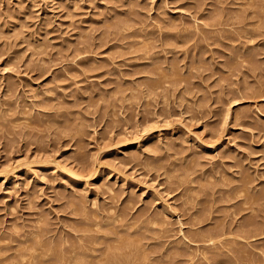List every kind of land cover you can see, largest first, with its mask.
Listing matches in <instances>:
<instances>
[{
  "label": "rangeland",
  "instance_id": "rangeland-1",
  "mask_svg": "<svg viewBox=\"0 0 264 264\" xmlns=\"http://www.w3.org/2000/svg\"><path fill=\"white\" fill-rule=\"evenodd\" d=\"M56 253L264 264V0H0V264Z\"/></svg>",
  "mask_w": 264,
  "mask_h": 264
},
{
  "label": "bare ground",
  "instance_id": "bare-ground-1",
  "mask_svg": "<svg viewBox=\"0 0 264 264\" xmlns=\"http://www.w3.org/2000/svg\"><path fill=\"white\" fill-rule=\"evenodd\" d=\"M154 86H155V85H153L152 87H154ZM134 157H135V156H134ZM149 165H150V164H149ZM213 171H214V170H213ZM231 176H232V175H231ZM227 177H228V175H227ZM247 177H248V176H247ZM180 178H181V177H180ZM180 178H179V179H180ZM203 178H204V177H203ZM210 178H211V177H210ZM228 178H229V177H228ZM243 178H245V177H243ZM243 178H242V179H243ZM199 179H200V178H199ZM190 180H191V179H190ZM246 180H247V179H246ZM192 181H193V180H192ZM247 181H249V180H247ZM243 182L245 183L244 179H243ZM243 182H242V183H243ZM244 183H243V185H244ZM247 183H248V182H247ZM249 184H250V182H249ZM241 186H242V185H241ZM187 188H188V187H187ZM240 188H241V187H240ZM247 188H248V187H247ZM243 189H245V188H243ZM223 190H225V189H223ZM221 192H222V190H221ZM224 192H225V191H224ZM240 192H241V193H239V194L241 195V194H242V190H241ZM258 192H259V191H258ZM260 192H261V191H260ZM227 193H228V192H227ZM231 193H232V192H231ZM235 193H236V192H235ZM243 193H244V192H243ZM262 193H263V192H262ZM236 195H237V193H236ZM240 195H239V196H240ZM243 195H244V194H243ZM255 195H256V194H254V196H255ZM248 196H249V195H248ZM248 196H247V198H248ZM259 196H260V195H259ZM240 197H241V196H240ZM249 198L252 199L251 197H249ZM190 199H191V198H190ZM190 199H188V200H190ZM253 199H254V197H253ZM254 200H255V199H254ZM243 201H244V200H243ZM245 201H246V200H245ZM250 202H251V201H250ZM250 202H248V203H250ZM254 202H255V201H254ZM244 205H245V203H244ZM247 205H249V204H247ZM109 210H110V209H109ZM85 213H86V212H85ZM85 213H84V214H85ZM142 214H143V213H142ZM161 214H162V213H161ZM161 214H159V215H161ZM157 215H158V214H157ZM93 216H94V214H93ZM139 216H140V215H139ZM143 216H144V215H143ZM143 216H142V217H143ZM90 217H91V216H90ZM148 217H149V216H148ZM85 218H86V217H85ZM92 218H94V217H92ZM95 218H96V217H95ZM112 218H113V217H112ZM115 218H116V216H115ZM154 218H155V217H154ZM194 218H195V217H194ZM105 219H106V218H105ZM119 219H120V218H119ZM119 219H118V220H119ZM155 219H156V218H155ZM157 219H158V217H157ZM94 220H95V219H94ZM149 220H150V219H149ZM194 220H195V219H194ZM112 221H113V220H112ZM145 221H146V220H145ZM152 221H153V220H152ZM196 221H197V220H196ZM196 221H195V222H196ZM247 221H248V220H247ZM249 221H250V220H249ZM249 221H248V222H249ZM150 222H151V221H150ZM157 222H159V221L157 220ZM189 222H191V221H189ZM245 222H246V221H245ZM111 223H112V222H111ZM125 223H126V222H125ZM142 223H143V222H142ZM155 223H156V222H155ZM155 223H154V224H155ZM198 223H199V222H198ZM198 223L196 222L195 225H196V224L198 225ZM246 223H247V222H246ZM249 223H250V222H249ZM96 224H97V223H96ZM102 224H103V223H102ZM121 224H122V223H121ZM123 224H124V223H123ZM127 224L129 225V222H127ZM189 224H190V223H189ZM191 224H192V223H191ZM193 224H194V223H193ZM152 225H153V224H152ZM246 225L248 226V224H246ZM93 226L95 227V225H93ZM96 226H98V225H96ZM119 226H120V225H119ZM247 226H246V227H247ZM251 226H252V223H251ZM121 227H122V226H121ZM242 227H243V226H242ZM40 228H41V227H40ZM97 228H98V227H97ZM98 229H99V228H98ZM214 229H216V227L213 228V230H214ZM240 229H242V228H240ZM38 230H39V229H38ZM41 230H42V229H41ZM41 230H40V231H41ZM115 230H116V229H115ZM144 230H145V229H144ZM149 230H150V229H149ZM197 230H198V229H197ZM96 231H97V230H96ZM116 231H117V230H116ZM145 231H146V230H145ZM155 231H156V230H155ZM193 231H195V230H193ZM193 231H192V230H191V231L189 230V232H193ZM215 231H216V230H215ZM118 232H119V230H118ZM146 232H147V231H146ZM181 232H182V231H181ZM189 232H188V233H189ZM204 232H205V231H204ZM39 233H40V232H39ZM39 233H36L35 236H37V237L40 236ZM120 233H121V232H120ZM154 233L156 234V232H154ZM162 233H163V232H162ZM195 233H196V234H195ZM195 233H194V234L191 233V234H192V235H191V239L194 240V241L196 242V241H198L197 239L200 240L201 237H203V238H202V241H203L204 238H207V237H208V239L210 240V237H211V233H212V231H211V233H208V232H207V234L205 233L204 235H203L202 231H201V234H200V235H199L197 232H195ZM199 233H200V232H199ZM238 233H239V232H238ZM240 233H241V232H240ZM242 233H243V231H242ZM186 234H187V232H186ZM260 234H261V233H260ZM262 234H263V233H262ZM128 235H129V234H128ZM128 235H127V236H128ZM133 235H134V234H133ZM140 235H141V234H140ZM160 235H161V234H160ZM160 235H158V236L161 237ZM218 235H219V234H218ZM32 236H33V235H32ZM143 236H144V235H143ZM155 236H157V235H155ZM219 236H220V235H219ZM29 237H30V236H29ZM118 237H119V234H118ZM131 237H132V236H131ZM131 237H130V238H131ZM134 237H135V236H134ZM134 237H133V238H134ZM140 237H141V236H140ZM159 237H158V238H159ZM188 237H189V236H188ZM197 237H200V238H197ZM35 238H36V237H35ZM35 238H34V239H35ZM151 238H152V237H151ZM156 238H157V237H156ZM184 238H185V236H184ZM213 238H214V237H213ZM26 239H27V238H26ZM31 239H32V238H30V240H31ZM118 239H119V238H118ZM122 239H123V238H122ZM11 240H12V239H11ZM116 240H117V239H116ZM119 240H120V239H119ZM127 240H128V239H127ZM13 241H14V240H13ZM190 241H191V240H190ZM206 241H208V240H206ZM25 242L27 243V241H25ZM30 242H31V241H30ZM38 242H39V241H38ZM111 242L113 243L114 241L111 240ZM127 242H128V241H127ZM203 242H205V241H203ZM208 242H210V241H208ZM26 243H25V244H26ZM31 243H33V242H31ZM35 243H37V242H35ZM112 243H110V244H112ZM132 243H133V241H132ZM135 243H136V242H135ZM135 243H133V244H135ZM198 243H199V242H198ZM29 244H30V243H29ZM39 244H41V243H39ZM133 244H132V245H133ZM138 244H139V243H138ZM138 244H136V245H138ZM142 244H143V243H142ZM26 245H27V244H26ZM114 245H116V244H114ZM114 245H113V246H114ZM117 245H118V244H117ZM120 245H121V244H120ZM144 245H145V244H144ZM182 245H183V244H182ZM19 246H20V243H19ZM22 246H23V245H22ZM24 246H25V245H24ZM30 246H31V245H30ZM75 246H76V245H75ZM107 246H109V245H107ZM110 246H111V245H110ZM130 246H131V245H130ZM33 247H34V246H33ZM33 247H32V249L34 250L35 248H33ZM39 247H40V246H39ZM92 247H93V246H92ZM117 247H118V246H116V249H117ZM124 247H125V246H124ZM138 247H140V246H138ZM182 247H183V246H182ZM18 248H19V247H18ZM18 248H17V246H16V250H17ZM22 248H24V247H22ZM44 248H45V247H44ZM76 248H77V247H76ZM84 248H85V247H84ZM86 248H87V247H86ZM104 248H105V247H104ZM119 248H123V247H119ZM179 248H180V247H179ZM26 249H27V247H25V250H26ZM45 249H46V248H45ZM45 249H44V250H45ZM47 249H48V247H47ZM53 249H54V248H53ZM91 249H92V248H91ZM93 249H94V248H93ZM97 249H98V248H97ZM97 249H96V250H97ZM116 249H114V250H116ZM151 249H152V248H151ZM181 249H182V248H181ZM243 249H244V248H243ZM20 250H21V252H22L23 249H20ZM25 250H24V251H25ZM36 250H37V248H36ZM40 250H41V249H40ZM42 250H43V249H42ZM42 250H41V251H42ZM54 250H55V249H54ZM54 250H52L51 252H53ZM69 250H70V249H69ZM69 250H68V251H69ZM80 250H82V249H80ZM86 250H87V249H86ZM105 250H106V249H105ZM107 250H108V248H107ZM107 250H106V252H107ZM171 250H172V249H171ZM173 250H174V248H173ZM173 250H172V251H173ZM178 250H179V249H178ZM26 251H27V250H26ZM28 251H29V253H31L30 251H32V250L29 249ZM28 251H27V254H29ZM34 251H35V250H34ZM34 251H32V252H34ZM41 251H40V252H41ZM46 251H47V250H46ZM57 251H58V250H57ZM57 251H56V252H57ZM93 251H94V250H93ZM134 251H135V249H134ZM140 251H142V250H140ZM145 251H146V250H145ZM145 251H144V252H145ZM153 251H154V249H153ZM167 251H168V250H167ZM172 251H171V252H172ZM240 251H242V250H240ZM36 252H37V251H36ZM36 252H34L33 255H31L32 258H34L33 256L35 255ZM70 252H71V250H70ZM75 252H76V251H75ZM78 252H79V251H78ZM78 252H77V253H78ZM98 252H99V251H98ZM98 252H97V253H98ZM106 252H105V253H106ZM128 252H129V251L127 250V253H128ZM136 252H138V251H136ZM136 252H133V251L131 252V253H135V254L133 255V257H135V255H138V253L136 254ZM174 252H175V251H173L172 253H173L174 256H175V255H176V252H175V253H174ZM42 253H43V252H42ZM45 253H46V252H45ZM45 253H44V254H45ZM59 253H61V251H60ZM67 253H68V252H67ZM79 253H80V252H79ZM129 253H130V252H129ZM131 253H130V256H132ZM146 253H147V252H145L144 254L142 253V254H143V255H142V257H143V261H145V262H146V259H145V258H147V256H148V254H147V256H146ZM172 253H170L171 256H173ZM242 253H243V252H242ZM17 254H18V252H17ZM17 254H16V256H17ZM23 254H24V253H20L18 256L21 255L20 258L25 259V261H26V258L28 257V255H27L26 258H24V257H25L24 255H26V254H24V255H23ZM53 254H54V253H53ZM70 254H72V253H70ZM74 254H75V253H74ZM82 254H83V253H82ZM98 254H99V253H98ZM102 254H104V253L102 252ZM110 254H112V253L110 252ZM110 254H108V255H110ZM115 254H116V253H115ZM154 254H155V253H154ZM163 254H164V253H163ZM170 254H169V255H170ZM14 255H15V253H14ZM22 255H23V257H22ZM40 255H41V254H40ZM40 255H39V256L37 255V257H35L34 259H36V260L39 259V258H40ZM50 255H52V254H50ZM56 255H57V253H56ZM59 255H60V254H59ZM59 255H57V256H56V259H54V260H52V259H51V260L48 259L49 261H47L46 263H47V264H54V262H55V264H57V261H58L59 259H61V258H60L61 256H59ZM68 255H69V254H68ZM75 255H76V254H75ZM106 255H107V254H106ZM108 255H107V256H108ZM127 255H129V254H127ZM139 255H140V254H139ZM177 255H178V254H177ZM46 256H48V254H46ZM54 256H55V255H54ZM81 256H82V255H81ZM81 256H80V257H81ZM102 256H103V255H102ZM104 256H105V255H104ZM104 256H103V257H104ZM111 256H112V255H111ZM122 256H123V255H122ZM124 256H126V255H124ZM140 256H141V255H140ZM167 256H168V255H167ZM167 256H166L165 259H167V261H168V257H167ZM171 256H170V257H171ZM178 256H179V255H178ZM38 257H39V258H38ZM43 257H44V256H43ZM74 257H75V256H74ZM74 257H73V258L69 257L70 259L68 258V259L65 261V264H75V263L72 262V261H73L74 259H75L74 261H76V260H78V259H76V257H75V258H74ZM78 257H79V254H78ZM78 257H77V258H78ZM80 257H79V258H80ZM97 257H100V255L97 256ZM142 257H141V258H142ZM163 257H164V256H163ZM14 258H15V257H14ZM18 258H19V257H18ZM20 258H19V261L22 262V260H20ZM54 258H55V257H54ZM63 258H64V257H63ZM65 258H66V257H65ZM87 258H88V257H87ZM91 258H92V256H91ZM101 258H102V257H101ZM106 258H107V257H106ZM109 258H110V257H109ZM119 258H120V257H119ZM119 258H118V259H119ZM122 258H123V257H122ZM124 258H127V257H124ZM124 258H123V259H124ZM135 258H136V257H135ZM135 258H134V259H135ZM137 258H139V257H137ZM173 258H174V257H173ZM205 258H206V257H205ZM27 259H29V258H27ZM34 259H33V260H34ZM45 259H46V257H45ZM81 259H82V258H81ZM83 259H84V258H83ZM95 259H97V258H95ZM111 259H112V258H111ZM113 259H114V257H113ZM123 259H122V260H123ZM127 259H128V258H127ZM129 259H130V257H129ZM131 259H132V262H131V263H133L135 260L133 261V258H132V257H131ZM148 259H149V257H148ZM160 259H161V258H160ZM169 259H171V258H169ZM17 260H18V259L16 258L15 262H16ZM30 260L32 261V259H30ZM30 260H29V261H30ZM84 260H86V257H85ZM108 260H109V259H108ZM108 260H107V261H108ZM120 260H121V258H120ZM120 260H118V262L115 260V263L117 262L116 264H127V263L129 264V262H130V261H129V262H128V261H120ZM124 260H126V259H124ZM171 260H173V259H171ZM19 261H18V264L20 263ZM23 261H24V260H23ZM25 261L23 262L24 264H25ZM29 261L27 260V262H29ZM34 261H35V260H34ZM38 261H39V260H38ZM79 261H81V262H79ZM79 261H77L76 264H84V263L86 264V262L83 263L82 260H79ZM89 261L91 262L92 260H89ZM136 261H137V260H136ZM141 261H142V259H141ZM162 261H163V260H162ZM169 261H170V260H169ZM32 262H33V261H32ZM32 262H31V263H32ZM41 262H43V261H41ZM44 262H45V261H44ZM44 262H43V263H44ZM92 262H93V261H92ZM145 262H144V264H145ZM149 262H150V260H149ZM164 262H166V261H164ZM31 263H30V264H31ZM87 263H88V262H87ZM161 263H162V262H161ZM167 263H168V262H167ZM10 264H14V263H10ZM21 264H22V263H21ZM33 264H34V263H33ZM38 264H39V263H38ZM59 264H61V262H60ZM88 264H89V263H88ZM91 264H92V263H91ZM95 264H96V263H95ZM162 264H163V263H162ZM164 264H165V263H164Z\"/></svg>",
  "mask_w": 264,
  "mask_h": 264
}]
</instances>
